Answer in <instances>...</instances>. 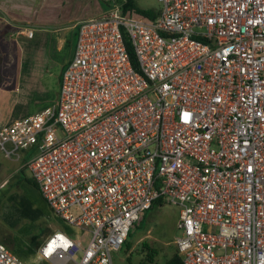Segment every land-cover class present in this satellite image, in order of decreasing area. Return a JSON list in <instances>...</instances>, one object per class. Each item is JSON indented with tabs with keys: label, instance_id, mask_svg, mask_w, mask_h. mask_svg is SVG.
<instances>
[{
	"label": "built area",
	"instance_id": "obj_1",
	"mask_svg": "<svg viewBox=\"0 0 264 264\" xmlns=\"http://www.w3.org/2000/svg\"><path fill=\"white\" fill-rule=\"evenodd\" d=\"M158 2L155 20L116 3L82 21L56 105L0 129L82 233L48 236L51 264H114L160 199L184 264H264V0ZM0 264L28 263L0 241Z\"/></svg>",
	"mask_w": 264,
	"mask_h": 264
},
{
	"label": "crops",
	"instance_id": "obj_2",
	"mask_svg": "<svg viewBox=\"0 0 264 264\" xmlns=\"http://www.w3.org/2000/svg\"><path fill=\"white\" fill-rule=\"evenodd\" d=\"M103 1L0 0V129L56 105L79 25L103 15ZM32 153L9 158L0 150V192L33 191Z\"/></svg>",
	"mask_w": 264,
	"mask_h": 264
},
{
	"label": "rangeland",
	"instance_id": "obj_3",
	"mask_svg": "<svg viewBox=\"0 0 264 264\" xmlns=\"http://www.w3.org/2000/svg\"><path fill=\"white\" fill-rule=\"evenodd\" d=\"M138 4L144 9L162 8L158 0H138ZM113 7L102 3V13L106 14ZM77 44L78 34L75 36L74 55ZM7 191L0 192V241L9 239L7 247L20 260L28 264H51L38 257V248L48 236L55 231L72 238L82 234L56 216L35 187L32 192L22 189L13 194ZM178 220L177 207L169 203L156 204L142 214L141 221L132 229L128 247L124 245L113 254L114 264H166L176 252L174 242L181 235ZM143 243L156 253L153 263L146 259L148 250L142 253Z\"/></svg>",
	"mask_w": 264,
	"mask_h": 264
},
{
	"label": "trees",
	"instance_id": "obj_4",
	"mask_svg": "<svg viewBox=\"0 0 264 264\" xmlns=\"http://www.w3.org/2000/svg\"><path fill=\"white\" fill-rule=\"evenodd\" d=\"M102 3H105L108 7H110V6L113 7L116 3H122L125 12H128V11L129 12H134L137 15L143 16V17L148 18L150 20H155L160 15V10H158V9H144V8L140 7L139 4H138V0H105ZM111 3H112V5H111ZM125 42H126V45H127V48H128V52H129L132 64L137 69L138 68V62H137V59H136V56L134 54L133 48L131 47L129 39H128L127 36L125 37ZM31 183L35 187L38 188V185H37V183H36V181H35V179L33 177H32ZM156 204L157 205H163L164 202L162 201V199H160V200H158L157 202L154 203L152 208ZM139 221H141V218H140ZM136 225L137 224H135V226ZM131 232H132V230H131ZM131 232L129 234L128 239L131 236ZM3 242L8 245L9 239L5 238L3 240ZM125 245L128 247V240H127ZM142 246H143L142 253H145V250H148L147 251L148 254L146 256L147 261L150 262V263H153V261L155 259V256H156V253L151 252L150 247L146 243H143ZM166 264H184L183 259H182L181 255L178 253L177 249H176V252L173 254L172 258L170 260H168Z\"/></svg>",
	"mask_w": 264,
	"mask_h": 264
}]
</instances>
